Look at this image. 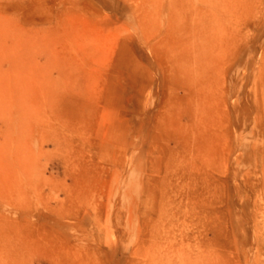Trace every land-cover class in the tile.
I'll return each mask as SVG.
<instances>
[{
  "label": "rangeland",
  "instance_id": "obj_1",
  "mask_svg": "<svg viewBox=\"0 0 264 264\" xmlns=\"http://www.w3.org/2000/svg\"><path fill=\"white\" fill-rule=\"evenodd\" d=\"M32 234L264 264V0H0V264H49Z\"/></svg>",
  "mask_w": 264,
  "mask_h": 264
},
{
  "label": "bare ground",
  "instance_id": "obj_2",
  "mask_svg": "<svg viewBox=\"0 0 264 264\" xmlns=\"http://www.w3.org/2000/svg\"><path fill=\"white\" fill-rule=\"evenodd\" d=\"M49 20V19H47ZM213 28L211 27V23L210 22H204V23H199L198 25V32L193 31L191 33L185 32L182 36L183 39L182 41H180L181 46L183 47V49L187 52L188 49L187 47H191V49L193 51L196 50V39L198 40L199 37H201L204 42L208 45H212L216 42H218V38L219 36L216 37V34L214 35L213 33ZM194 60H192V62L198 66L199 64V60H198V55H196V57L193 58ZM190 135H193V137L195 138L193 140V142H196V136H198L197 134H195L193 131L190 133ZM203 134H201L202 136ZM193 143V144H194ZM27 239V237H26ZM31 245L33 248H36L37 251H44L43 250V246H45L47 248L48 253L45 254L44 256L46 257V259L48 260L49 264H88L89 260H90V254L88 252H86L85 250H82V253L79 252L78 249L76 248H70V247H56V246H48L47 244L44 243H40V242H36L34 240V236L32 234V239L28 240L25 243V245ZM25 250L26 247H23Z\"/></svg>",
  "mask_w": 264,
  "mask_h": 264
}]
</instances>
